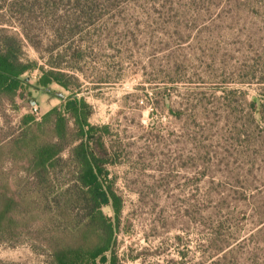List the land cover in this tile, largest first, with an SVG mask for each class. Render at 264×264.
Returning a JSON list of instances; mask_svg holds the SVG:
<instances>
[{
  "label": "rangeland",
  "instance_id": "rangeland-1",
  "mask_svg": "<svg viewBox=\"0 0 264 264\" xmlns=\"http://www.w3.org/2000/svg\"><path fill=\"white\" fill-rule=\"evenodd\" d=\"M1 32L25 62L61 64L89 123L108 128L114 264H264V0H0ZM39 75H23L21 100H1L0 134L62 112L70 92L35 86ZM6 150L0 189L23 193ZM45 209L29 216L45 224ZM53 223L43 245L0 242V264H49L46 238L73 226Z\"/></svg>",
  "mask_w": 264,
  "mask_h": 264
},
{
  "label": "trees",
  "instance_id": "trees-1",
  "mask_svg": "<svg viewBox=\"0 0 264 264\" xmlns=\"http://www.w3.org/2000/svg\"><path fill=\"white\" fill-rule=\"evenodd\" d=\"M22 33L31 43L25 28ZM1 35L0 102L21 100L20 91L27 84L23 75L34 70L40 72L35 86L44 88L55 83L70 94L63 101L62 112L52 108L39 119L23 115L18 133L0 134V151L7 149L6 160L14 167L11 177L17 187L25 189L23 193L20 189H0V242L27 240L43 245L42 227L54 228L53 222L62 217L66 220L67 215L73 226L61 235V241L45 240L49 264H114L106 253L113 244L121 201L107 180L105 166L113 163L103 141L108 128L89 123L91 106L75 96L68 82L72 76L61 64L49 62L46 70L36 62H25L21 40L9 33ZM19 172L23 176L18 177ZM29 194L33 210L42 202L46 205L45 224L36 216L30 217L33 210L30 216L24 214L21 206ZM106 206L112 208L114 220L102 213ZM17 227L21 228L13 230Z\"/></svg>",
  "mask_w": 264,
  "mask_h": 264
},
{
  "label": "water",
  "instance_id": "water-1",
  "mask_svg": "<svg viewBox=\"0 0 264 264\" xmlns=\"http://www.w3.org/2000/svg\"><path fill=\"white\" fill-rule=\"evenodd\" d=\"M33 103V102H32Z\"/></svg>",
  "mask_w": 264,
  "mask_h": 264
}]
</instances>
